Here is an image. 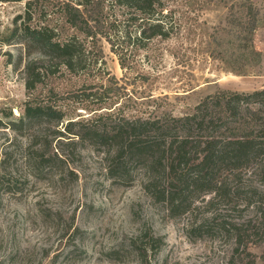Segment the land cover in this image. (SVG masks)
<instances>
[{
	"label": "rangeland",
	"instance_id": "rangeland-1",
	"mask_svg": "<svg viewBox=\"0 0 264 264\" xmlns=\"http://www.w3.org/2000/svg\"><path fill=\"white\" fill-rule=\"evenodd\" d=\"M239 1L167 0L168 39L143 41L142 48H136L132 41L117 40L116 48L129 62L126 69L121 67L110 43L102 39L104 63L88 58L86 67L78 73L61 72L56 78H44L37 87L36 93L50 87L62 93L45 95L67 113L58 125L51 124L63 129L69 119L90 118L96 114L94 108L103 106V110L122 106L127 112L145 114L152 110L180 116L208 94L263 88L264 25L255 29L252 41L227 25L228 4ZM253 1L263 23L264 0ZM28 10L32 18L27 20V26L63 29L60 2L32 0ZM111 10L119 12L121 8L113 6ZM26 11V0L0 1V116L3 108L12 110L16 117L20 115L28 98L25 64L41 54L38 44L29 46L20 37L10 43L3 39L15 26V17ZM139 22L131 21L132 34L138 31ZM64 31L74 32L66 27ZM110 74L126 84L122 97L105 96L100 102V97L85 100L82 90L89 92L90 88L84 87L92 85L102 90L101 83L106 84ZM139 74L149 78L143 82ZM147 93H152L156 101ZM254 106L257 105H250ZM259 120L264 121L263 109ZM53 129L38 125L24 130L28 135H21L0 127V264H250L251 258L242 248L235 249L234 234L218 222L250 221L264 230V221L260 220L264 212V156L236 169L240 179L233 175L228 178L234 194L220 196L214 206L208 204L212 193L198 195L188 212L171 216L166 205L144 189L141 167L131 166V177L126 181L111 178L101 150L76 144L72 152L69 145L62 151L57 139L68 142L70 137L56 138ZM29 133L40 140H51L49 153L53 155L58 147L68 154V160H56L45 177L31 175L25 163ZM3 158H7V169L2 166ZM10 184L14 190L6 191ZM251 194L253 200L247 206ZM211 217L214 219L207 221ZM205 221L203 229H194ZM75 228L80 230L77 235ZM148 231L164 240L154 251L147 249L152 244L145 235ZM136 237L138 246L147 250L144 256L132 244ZM248 246L254 264H264V240Z\"/></svg>",
	"mask_w": 264,
	"mask_h": 264
},
{
	"label": "trees",
	"instance_id": "trees-1",
	"mask_svg": "<svg viewBox=\"0 0 264 264\" xmlns=\"http://www.w3.org/2000/svg\"><path fill=\"white\" fill-rule=\"evenodd\" d=\"M26 1V13L15 17V26L3 39L10 43L12 39L20 37L29 46L38 44L41 54L31 57L25 64L24 80L28 98L20 115L16 117L12 110L3 108L0 127L10 128L21 135H28L24 130L35 129L38 125L54 127L56 138L70 137L68 142L57 139L62 151L64 146L69 145L72 152L76 144H82V147L91 145L101 150L107 175L119 181L130 179L131 166L141 167L145 173L142 182L144 189L155 200L164 203L171 216L188 212L198 195L212 193L208 204L214 206L220 196L234 194L228 178L233 175L240 179V173L234 172L236 169L264 156V139H261L264 136V121L259 120L261 109L264 111V87L252 92L220 90L208 94L190 112L180 116L152 110L145 114L127 112L122 106L103 110V106L94 108L96 114L90 118L69 119L63 129L57 128L55 125L65 119L67 113L56 102L47 100L45 95L62 93L59 94L52 87L44 93H36L43 79L56 78L61 72L78 73L86 67L88 58L92 62L94 59V62L104 63L102 39L110 43L121 67L126 69L129 62L116 48L117 40L132 41L136 48H142L145 47L143 41L168 39L167 0H55L60 2L63 15V29L58 31L37 25L27 26V20L32 18L28 10L32 0ZM113 6L121 10L113 12ZM259 17V8L253 0L228 4L227 25L236 28L240 36L245 35V40L252 41L255 29L264 25ZM132 20L140 21L135 34L129 28ZM64 27L74 32L67 34ZM120 32L122 35L119 36ZM77 33L84 37H77ZM138 78L144 82L149 76L139 74ZM101 87L102 90L92 85L85 86L90 88L89 92L82 90L85 100L100 97V102L105 96L120 99L127 91L126 84L120 83L114 74H110L106 84L101 83ZM147 96L156 101L152 93H147ZM252 104L258 107L251 108ZM28 146L25 163L31 175L45 177L56 160H68V154L60 152L58 147L53 155L49 153L51 140H40L33 133H29ZM6 160L2 159L5 169ZM227 170L231 173L226 174ZM262 170L264 175V167ZM13 190L12 184L6 186V191ZM252 196L247 198V206L252 203ZM43 213L47 214L45 211ZM261 215L263 223L264 212ZM213 219L211 217L207 221ZM218 223L234 234L235 249L240 251L242 248L241 251L251 258L249 263L254 264L248 245L264 240L261 225L250 221L232 223L223 219ZM206 225V221L201 222L194 229H203ZM78 231L79 228H75V235ZM145 235L152 243L147 249L154 251L164 242L161 236H155L153 232L148 231ZM198 235L202 236L203 233L199 231ZM138 242V237L132 239V244L144 256L147 250L138 246Z\"/></svg>",
	"mask_w": 264,
	"mask_h": 264
}]
</instances>
